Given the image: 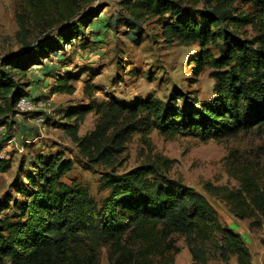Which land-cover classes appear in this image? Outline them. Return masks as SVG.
I'll list each match as a JSON object with an SVG mask.
<instances>
[{
    "label": "trees",
    "instance_id": "trees-1",
    "mask_svg": "<svg viewBox=\"0 0 264 264\" xmlns=\"http://www.w3.org/2000/svg\"><path fill=\"white\" fill-rule=\"evenodd\" d=\"M20 1L17 23L22 51L0 58L3 124L26 95L14 72L25 73L39 58L71 44L104 7L84 9L95 0ZM233 1L202 0V25L183 7L184 0L119 2L135 22L157 17L165 42L197 43L191 71L198 77L209 70L214 96L185 108L176 104L181 93L167 103L153 94L136 97L132 103L109 98L105 109H96L100 120L92 132L83 137L71 133L87 168L122 152L131 133H138L145 143L153 130L168 139L180 135L222 140L241 132L264 137V0H240L250 10ZM245 26L252 34L243 31ZM73 78L58 77L49 93H72L75 87L67 80ZM92 109V105L80 106L69 116ZM256 151L264 153V144ZM240 158L237 149L225 156L229 174L239 182L237 188L210 181L202 186L235 217L253 218L249 229L258 228L264 225V169H254ZM170 163L158 155L124 172L102 173L100 188L108 192L99 204L84 185L60 179L71 168L68 161L43 163L34 175L25 177L28 185L16 188L25 197L14 201L16 213L0 216V264H99L102 246L107 247L110 264H173L180 251L177 237L184 238L191 264H207L213 258L228 263L232 257L236 264H253L241 234L222 224L207 197L181 178L162 173L161 168L168 169ZM6 208L9 205H0V213Z\"/></svg>",
    "mask_w": 264,
    "mask_h": 264
},
{
    "label": "rangeland",
    "instance_id": "rangeland-1",
    "mask_svg": "<svg viewBox=\"0 0 264 264\" xmlns=\"http://www.w3.org/2000/svg\"><path fill=\"white\" fill-rule=\"evenodd\" d=\"M120 1L95 0L87 4L84 9L99 4L104 7L80 37L60 51L39 58L25 73L14 72L26 94V102L22 107L16 105L14 112L8 114L7 122L0 123V167L4 169L0 171V205H9L0 216L16 213L14 201L25 198L16 188L24 183L28 185L25 177L34 175L43 163L51 165L59 160L68 161L71 168L60 179L68 184L84 185L99 204L108 192V189L100 188L102 173L124 172L160 155L172 161L168 169L161 168L162 173L179 177L203 193L216 209L222 224L241 234L250 249L252 263L264 264V225L249 229L248 223L253 218L235 217L223 201L207 193L202 186L204 181L229 188L239 186L238 180L229 174L225 162L230 150L237 149L243 163H251L254 169H264V153L256 151L257 145L264 144L263 136L241 132L222 140L200 141L180 135L168 139L153 130L145 143L138 133H131L123 143L122 152L87 168V160L73 142L71 133L76 131L78 137H83L92 132L100 120L96 109H105L109 98L132 103L136 97L146 98L153 94L167 103L169 98L181 93L176 104L185 108L214 96L209 70L198 77L191 71L189 63L197 53V43L165 42L157 17L135 22ZM184 1L183 7L190 10L189 15L202 25V0ZM233 4L251 9L249 4L240 3V0H234ZM21 12L20 0H0V58L22 51L17 23ZM243 31L252 34L248 26ZM49 33L53 37L55 29ZM34 36L35 32L30 40ZM213 52L218 55L217 50L213 49ZM69 75L74 77L67 80L75 87L72 93H49L58 77L67 78ZM39 99L44 102L43 106L32 105ZM86 105H92L93 109L81 116H69ZM37 114L43 116V122L35 121ZM111 131L112 127L108 133ZM36 164L38 166L34 167ZM176 244L180 251L174 255L173 264H191L184 238L177 237ZM98 257L99 264H110L106 246L98 249ZM207 264H236V261L232 257L228 263H222L219 258H213Z\"/></svg>",
    "mask_w": 264,
    "mask_h": 264
},
{
    "label": "built area",
    "instance_id": "built-area-1",
    "mask_svg": "<svg viewBox=\"0 0 264 264\" xmlns=\"http://www.w3.org/2000/svg\"><path fill=\"white\" fill-rule=\"evenodd\" d=\"M25 98H21L18 102H17V106H20V107H22V106H24V104H25ZM43 104H44V102L42 101V99H39L38 101H35V102H33L32 103V105H35L36 107L38 106V107H40V106H43ZM35 121L36 122H43L44 121V118H43V116L41 115V114H37L36 116H35Z\"/></svg>",
    "mask_w": 264,
    "mask_h": 264
}]
</instances>
